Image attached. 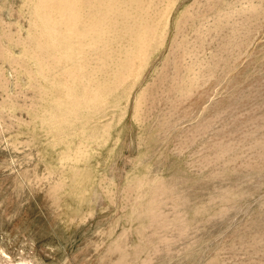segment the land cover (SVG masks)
<instances>
[{
  "label": "rangeland",
  "instance_id": "rangeland-1",
  "mask_svg": "<svg viewBox=\"0 0 264 264\" xmlns=\"http://www.w3.org/2000/svg\"><path fill=\"white\" fill-rule=\"evenodd\" d=\"M22 260L264 264V0H0Z\"/></svg>",
  "mask_w": 264,
  "mask_h": 264
},
{
  "label": "bare ground",
  "instance_id": "bare-ground-1",
  "mask_svg": "<svg viewBox=\"0 0 264 264\" xmlns=\"http://www.w3.org/2000/svg\"><path fill=\"white\" fill-rule=\"evenodd\" d=\"M75 11V10H74ZM37 61V60H36ZM117 62V61H116ZM112 66V65H111ZM63 76V75H62ZM49 77V76H48ZM66 80V79H65ZM68 80V79H67ZM48 83V82H47ZM7 254V253H6ZM29 261V260H28ZM11 262V261H10ZM30 262V261H29ZM28 263V262H27ZM31 263V262H30ZM0 264H3L1 261H0ZM16 264H26V261L25 260H22V261H19L18 263L16 262ZM29 264V263H28Z\"/></svg>",
  "mask_w": 264,
  "mask_h": 264
}]
</instances>
